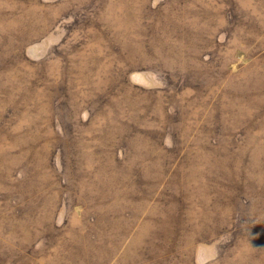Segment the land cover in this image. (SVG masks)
<instances>
[{
    "label": "rangeland",
    "instance_id": "374dc122",
    "mask_svg": "<svg viewBox=\"0 0 264 264\" xmlns=\"http://www.w3.org/2000/svg\"><path fill=\"white\" fill-rule=\"evenodd\" d=\"M0 264H264V0H0Z\"/></svg>",
    "mask_w": 264,
    "mask_h": 264
}]
</instances>
